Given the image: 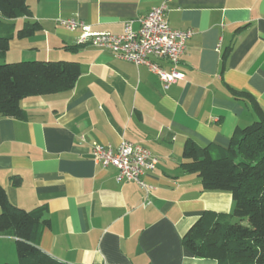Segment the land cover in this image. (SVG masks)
Returning <instances> with one entry per match:
<instances>
[{
  "label": "crops",
  "instance_id": "crops-1",
  "mask_svg": "<svg viewBox=\"0 0 264 264\" xmlns=\"http://www.w3.org/2000/svg\"><path fill=\"white\" fill-rule=\"evenodd\" d=\"M27 2L32 16L15 19V33L26 21L41 27L15 35L2 61L66 60L82 68L71 91L24 98L21 119L0 116V183L13 204L46 208L40 248L69 264H218L190 254L183 237L205 211L231 213L232 194L204 190L180 165L187 139L227 148L237 127L257 119L232 89L264 109V0ZM163 2L173 28L194 31L177 66L184 78L168 86L146 65L81 45V31L58 22L74 17L92 32L121 34L125 21L138 30L139 18ZM122 139L159 160L144 176L148 193L93 160L95 142L116 148ZM0 264H19L11 234L0 235Z\"/></svg>",
  "mask_w": 264,
  "mask_h": 264
},
{
  "label": "trees",
  "instance_id": "trees-1",
  "mask_svg": "<svg viewBox=\"0 0 264 264\" xmlns=\"http://www.w3.org/2000/svg\"><path fill=\"white\" fill-rule=\"evenodd\" d=\"M24 16H32L27 0H0V116L18 119L24 117V98L71 91L82 71L75 61H2L15 35L29 37L41 27L26 21L15 33L13 21ZM232 91L252 104L257 119L237 127L227 148L187 139L180 167L197 174L204 190L230 192L234 208L227 214L205 211L183 243L194 257L215 259L218 264H264V109L250 93ZM11 181L19 185L21 179L14 176ZM45 209L13 204L0 183V235L16 238L19 264H69L39 246L41 232L49 224Z\"/></svg>",
  "mask_w": 264,
  "mask_h": 264
},
{
  "label": "built area",
  "instance_id": "built-area-1",
  "mask_svg": "<svg viewBox=\"0 0 264 264\" xmlns=\"http://www.w3.org/2000/svg\"><path fill=\"white\" fill-rule=\"evenodd\" d=\"M167 10L166 2L153 7L146 16L139 18L138 30L133 27L134 20L125 21L121 34L92 32L89 25L74 17L61 18L58 22L71 31L80 30L81 45L89 44L109 51L115 58L132 62L137 66L146 65L168 86L184 78V73L178 71L177 66L194 31L173 28L166 16ZM152 58L168 61L171 69L162 68ZM91 154L96 163L117 169L118 182L133 181L149 192L150 188L144 176L147 171L156 168L159 160L148 148L122 139L116 148L95 142Z\"/></svg>",
  "mask_w": 264,
  "mask_h": 264
},
{
  "label": "rangeland",
  "instance_id": "rangeland-1",
  "mask_svg": "<svg viewBox=\"0 0 264 264\" xmlns=\"http://www.w3.org/2000/svg\"><path fill=\"white\" fill-rule=\"evenodd\" d=\"M3 60V59H2Z\"/></svg>",
  "mask_w": 264,
  "mask_h": 264
}]
</instances>
